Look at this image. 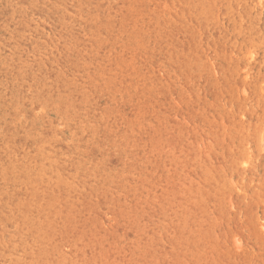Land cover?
<instances>
[{
    "label": "rangeland",
    "instance_id": "374dc122",
    "mask_svg": "<svg viewBox=\"0 0 264 264\" xmlns=\"http://www.w3.org/2000/svg\"><path fill=\"white\" fill-rule=\"evenodd\" d=\"M0 264H264V0H0Z\"/></svg>",
    "mask_w": 264,
    "mask_h": 264
},
{
    "label": "bare ground",
    "instance_id": "6f19581e",
    "mask_svg": "<svg viewBox=\"0 0 264 264\" xmlns=\"http://www.w3.org/2000/svg\"><path fill=\"white\" fill-rule=\"evenodd\" d=\"M77 2V1H76ZM196 3V2H195ZM180 4V3H179ZM182 4V3H181ZM63 6V5H62ZM202 6V5H201ZM204 6V5H203ZM72 7V6H71ZM76 7V6H75ZM210 8V7H209ZM88 9V8H87ZM130 9V8H129ZM193 9V8H192ZM204 10V9H203ZM206 10V9H205ZM209 10V9H208ZM33 12V11H32ZM70 13V12H69ZM206 13V12H205ZM87 14H88V12H87ZM81 16V15H80ZM194 16V15H193ZM82 17V16H81ZM114 17V16H113ZM98 18V17H97ZM219 18V17H218ZM17 19V18H16ZM117 20V19H116ZM179 22V21H178ZM177 22V23H178ZM157 23V22H156ZM200 23V22H199ZM73 24V23H72ZM182 24V23H181ZM81 26V25H80ZM128 26V25H127ZM136 27V26H135ZM162 28V27H161ZM121 34V33H120ZM59 41V40H58ZM199 42V41H198ZM196 43V42H195ZM97 44V43H96ZM52 49V48H51ZM182 53V52H181ZM5 94V93H4ZM55 106V105H54ZM7 116V115H6ZM20 118V117H19ZM18 121V120H17ZM20 121V120H19ZM42 121V120H41ZM11 123V122H10ZM83 123V122H82ZM96 128V127H95ZM56 129V128H55ZM94 129V128H93ZM22 130V129H21ZM85 130V129H84ZM33 131V130H32ZM34 132V131H33ZM40 133V132H39ZM55 134V133H54ZM33 136V135H32ZM59 136V135H58ZM48 144V143H47ZM55 144V143H54ZM20 145V144H19ZM14 148V147H13ZM38 148V147H37ZM12 149V148H11ZM39 151V150H38ZM88 152V151H87ZM123 152V151H122ZM48 155H50V154H48ZM80 157V156H79ZM26 159V158H25ZM48 159V158H47ZM17 160V159H16ZM53 161V160H52ZM17 162V161H16ZM35 162V161H34ZM50 163V162H49ZM18 164V163H17ZM30 164V163H29ZM85 164V163H84ZM45 166V165H44ZM30 167H32V166H30ZM40 167V166H39ZM56 167V166H55ZM80 167V166H79ZM2 168H4V167H2ZM34 168V167H33ZM13 171V170H12ZM29 174H30V172H29ZM22 176H24V175H22ZM45 178V177H44ZM55 178V177H54ZM60 178V177H59ZM63 179V178H62ZM28 180H29V178H28ZM30 181V180H29ZM42 181V180H41ZM30 183V182H29ZM72 183V182H71ZM32 184V183H31ZM47 184V183H46ZM42 185V184H41ZM71 186V185H70ZM17 187V186H16ZM67 187V186H66ZM106 187V186H105ZM26 188V187H25ZM68 188V187H67ZM27 191V190H26ZM14 193V192H13ZM12 193V194H13ZM59 194V193H58ZM22 200V199H21ZM22 203H23V201H22ZM43 203V202H42ZM66 203V202H65ZM29 204V203H28ZM39 204V203H38ZM32 205H34V204H32ZM36 206V205H35ZM48 207H50V206H48ZM16 209V208H15ZM46 217V216H45ZM39 220V219H38ZM17 226H18V224H17ZM18 228V227H17ZM12 232V231H11ZM22 235V234H21ZM10 236H11V234H10ZM16 236V235H15ZM27 239V238H26ZM30 242V241H29ZM7 243V242H6ZM9 243V242H8ZM9 245V244H8ZM33 247V246H32ZM35 247V246H34ZM47 248V247H46ZM42 249V248H41ZM42 252V251H41ZM42 255V254H41ZM47 255V254H46ZM56 257V256H55ZM77 259V258H76ZM29 263V262H28ZM43 263V262H42Z\"/></svg>",
    "mask_w": 264,
    "mask_h": 264
}]
</instances>
